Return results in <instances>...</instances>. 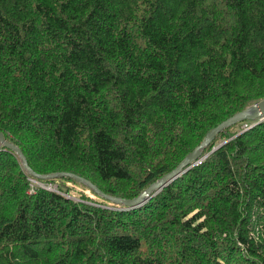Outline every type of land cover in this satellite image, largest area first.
Returning a JSON list of instances; mask_svg holds the SVG:
<instances>
[{
	"label": "trees",
	"instance_id": "1",
	"mask_svg": "<svg viewBox=\"0 0 264 264\" xmlns=\"http://www.w3.org/2000/svg\"><path fill=\"white\" fill-rule=\"evenodd\" d=\"M262 99L264 0H0V131L37 174L133 198ZM203 154L125 208L0 147V264H264V118Z\"/></svg>",
	"mask_w": 264,
	"mask_h": 264
},
{
	"label": "water",
	"instance_id": "2",
	"mask_svg": "<svg viewBox=\"0 0 264 264\" xmlns=\"http://www.w3.org/2000/svg\"><path fill=\"white\" fill-rule=\"evenodd\" d=\"M264 118V99L259 100L247 107L243 110L235 113L234 115L230 116L229 118L225 119L221 123L217 124L211 130H209L202 142L196 146L191 152H189L182 160L179 162L175 168L171 171L163 174L160 178L155 180L154 182L150 183L143 191H141L137 196L133 198H122L118 196H111L105 194L101 191L96 185H94L91 181L87 180L86 178L70 173V172H55L50 174H37L35 173L28 165V162L23 155L21 149L14 144L13 142L7 140L4 134L0 131V147L11 150L15 152L24 167V169L33 177L38 179H52V178H62V177H70L74 179L77 183L83 184L86 187L90 188L93 192H95L98 196L111 201L114 204H118L124 206L125 208H135L142 205L146 202L151 196L156 194L160 191L164 186H166L169 182L174 180L176 177L181 175L183 172L188 170L191 166L200 162L206 154H203V149L208 143L214 138V136L223 131L225 128L236 124L237 122L249 120L258 123L260 120Z\"/></svg>",
	"mask_w": 264,
	"mask_h": 264
},
{
	"label": "rangeland",
	"instance_id": "3",
	"mask_svg": "<svg viewBox=\"0 0 264 264\" xmlns=\"http://www.w3.org/2000/svg\"><path fill=\"white\" fill-rule=\"evenodd\" d=\"M251 122H253L254 123V121H251ZM250 126V124L249 123H244V124H242L241 125V127L242 128H244V127H246V126ZM78 186H80L79 184H78ZM53 187H55L56 188V186L55 185H53ZM82 190H84L85 192H93L90 188H88V187H86L85 185H82ZM94 193V192H93Z\"/></svg>",
	"mask_w": 264,
	"mask_h": 264
},
{
	"label": "built area",
	"instance_id": "4",
	"mask_svg": "<svg viewBox=\"0 0 264 264\" xmlns=\"http://www.w3.org/2000/svg\"><path fill=\"white\" fill-rule=\"evenodd\" d=\"M39 184V183H38ZM39 185H41V186H43V187H45L46 189H49V190H55L56 188L55 187H53L51 184H46V185H44V184H39Z\"/></svg>",
	"mask_w": 264,
	"mask_h": 264
},
{
	"label": "bare ground",
	"instance_id": "5",
	"mask_svg": "<svg viewBox=\"0 0 264 264\" xmlns=\"http://www.w3.org/2000/svg\"><path fill=\"white\" fill-rule=\"evenodd\" d=\"M244 121H245V120H244ZM248 121H249V120H248ZM240 122H242V121H240ZM237 123H238V122H237ZM251 125H253V124H251ZM247 127H250V126H247ZM244 128H245V127H244ZM243 131H244V130H243ZM241 132H242V131H241ZM241 132H239V133H241ZM217 134H218V133H217ZM237 135H238V134H237ZM214 137H215V136H214ZM220 145H221V144H220ZM216 148H217V147H216ZM206 156H207V154H206ZM206 156H205V157H206ZM205 157H204V158H205ZM204 158H203V159H204ZM203 159H202V160H203ZM198 163H199V162H198ZM198 163H197V164H198ZM195 165H196V164H195ZM193 166H194V165H193ZM191 167H192V166H191ZM191 167H190V168H191ZM183 173H184V172H183ZM176 178H177V177H176Z\"/></svg>",
	"mask_w": 264,
	"mask_h": 264
}]
</instances>
